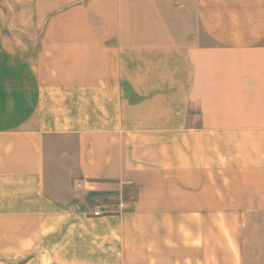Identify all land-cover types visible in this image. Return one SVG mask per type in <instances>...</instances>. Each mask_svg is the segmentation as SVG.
Listing matches in <instances>:
<instances>
[{"label": "crops", "instance_id": "0c3cea01", "mask_svg": "<svg viewBox=\"0 0 264 264\" xmlns=\"http://www.w3.org/2000/svg\"><path fill=\"white\" fill-rule=\"evenodd\" d=\"M0 264H264V0H0Z\"/></svg>", "mask_w": 264, "mask_h": 264}, {"label": "built area", "instance_id": "2783aa9c", "mask_svg": "<svg viewBox=\"0 0 264 264\" xmlns=\"http://www.w3.org/2000/svg\"><path fill=\"white\" fill-rule=\"evenodd\" d=\"M110 212L109 206L100 205L97 206L96 210L93 212L94 217H102Z\"/></svg>", "mask_w": 264, "mask_h": 264}]
</instances>
